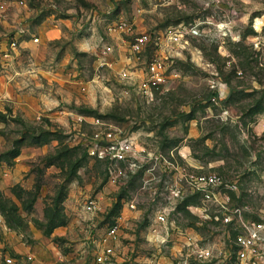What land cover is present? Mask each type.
Instances as JSON below:
<instances>
[{
	"label": "rangeland",
	"instance_id": "obj_1",
	"mask_svg": "<svg viewBox=\"0 0 264 264\" xmlns=\"http://www.w3.org/2000/svg\"><path fill=\"white\" fill-rule=\"evenodd\" d=\"M121 22L160 44L132 54ZM177 29L190 51L167 60L169 88L148 103L140 80ZM213 80L228 82L230 97L219 98ZM263 122L264 0H0V250L21 264H91L101 234L134 210L110 264H235L180 260L173 230L155 242L143 172L113 186L89 147L95 134L122 129L177 164L197 159L202 172L238 179L232 205L247 204L259 221ZM198 202L187 199L177 223L203 244H231L238 231L213 206V220L200 224L187 209Z\"/></svg>",
	"mask_w": 264,
	"mask_h": 264
},
{
	"label": "built area",
	"instance_id": "obj_2",
	"mask_svg": "<svg viewBox=\"0 0 264 264\" xmlns=\"http://www.w3.org/2000/svg\"><path fill=\"white\" fill-rule=\"evenodd\" d=\"M118 28L134 36L130 42V52L139 54L151 44H160L152 34L137 33L135 27L127 22H121ZM183 30L169 32L171 56L160 54L148 64L145 77L140 80L139 92L146 102H153L156 94L168 89L167 60L179 56L188 49L189 42L183 37ZM188 33V30L185 29ZM194 33H197L194 31ZM129 70H123L122 77L131 80ZM242 72H238L240 75ZM211 86L218 90V97L227 95V84L221 80H213ZM226 93V94H225ZM264 129V122L262 123ZM89 153L106 163L109 183L119 186L133 176L143 172V189L150 197L153 213L154 241L167 242L170 232H175V255L184 262L189 260L208 261L212 259H234L235 264H264V215L259 221L250 220L246 215L251 211L247 204L232 205L231 193H238V179H227L217 172H200V167L191 164L180 165L169 158L164 152L151 149L140 142L134 133L125 130H109L93 136ZM163 177H167L163 179ZM199 199L196 204H189L187 209L196 216L200 224L213 220L211 207H215V217L229 229L238 231L231 244L216 248L203 244L201 236L193 228H183L175 216L180 212V206L187 199ZM137 203H128L131 209H137ZM89 210L97 209L98 202L90 199ZM218 212V213H217ZM0 227L5 230L6 223L0 215ZM122 234L119 220L109 225L101 234L98 250L91 264H110L116 254L115 244ZM0 264H21L19 258L9 251L0 250ZM154 264V262H153Z\"/></svg>",
	"mask_w": 264,
	"mask_h": 264
},
{
	"label": "crops",
	"instance_id": "obj_3",
	"mask_svg": "<svg viewBox=\"0 0 264 264\" xmlns=\"http://www.w3.org/2000/svg\"><path fill=\"white\" fill-rule=\"evenodd\" d=\"M245 24H243L242 26H244ZM166 49H168V50H166V51H162V52H160V55L161 56H163V57H166V56H171V51H170V49L169 48H166ZM187 51H190V48H188L187 49ZM169 52V53H168ZM184 52V51H183ZM183 52L179 55V56H174L173 57V61H174V59L175 58H179V59H185L186 57L183 55ZM192 55H193V53H192ZM227 56L229 57L230 55L229 54H227ZM195 55H193V58L195 59ZM191 61H193V60H191ZM230 61V60H229ZM228 61V62H229ZM226 84H227V95H228V97H230V94H231V88H230V85L228 84V82H225ZM229 85V86H228ZM167 87L169 88V82L167 83ZM225 112H227V115H229V116H231V114L230 113H233V109H231L230 107H228L227 109H226V111ZM228 116V117H229ZM226 121H228V120H226ZM231 121H232V119H231ZM190 158H186V160H187V164H191L192 166H195V167H200L201 169H200V172H202L203 170L202 169H204V166L202 165V164H200L198 161H197V159H192V161L191 160H189ZM130 212V213H129ZM132 212H135L134 210H128V211H126V214L124 215H122V218H121V220L119 219V221L122 223V225H123V223L126 221L125 219H127V217L128 216H132ZM153 220V219H152ZM152 224V223H151ZM208 244H210V245H212V246H215L216 248H221L222 246H224V244L223 245H218V246H216L215 244H211V243H208Z\"/></svg>",
	"mask_w": 264,
	"mask_h": 264
}]
</instances>
